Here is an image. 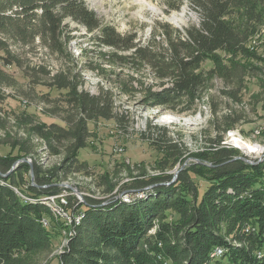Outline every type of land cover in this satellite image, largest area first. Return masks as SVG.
Returning <instances> with one entry per match:
<instances>
[{"label": "trees", "instance_id": "16d2710c", "mask_svg": "<svg viewBox=\"0 0 264 264\" xmlns=\"http://www.w3.org/2000/svg\"><path fill=\"white\" fill-rule=\"evenodd\" d=\"M193 1L200 9L199 24L179 30L169 23H156L143 44L136 34H120L102 25L82 0H0V51L4 53L0 56V90L14 82L4 68L16 66L32 86L67 91L62 118L66 127L41 124L35 116L27 115L24 120L16 116L27 126L26 137L0 142L29 157L37 136L52 155L62 156L52 172L34 165L36 185L26 178L31 172L29 164L20 163L11 172L18 160L0 157V264H33L30 257L49 254L53 240L62 237L65 222L53 217L42 196L59 193L57 186H51L53 180L87 170L78 153L91 138L89 123L118 121L128 113H117L115 97L140 95L142 106L186 113L197 106L212 81L220 79L226 85L222 94L241 101L246 76L252 71L244 60L260 61L249 42L264 27V0ZM67 19L83 25L95 44L111 49L101 54L112 70L98 66L91 71L106 81L113 72L117 94L106 85L99 86L97 95L83 90V77L70 68L30 64L27 55L37 51L36 40L48 55L66 53L74 37ZM10 42L22 47L23 53L13 52ZM207 63H212L211 69L204 67ZM144 69L153 76L151 84L137 78ZM4 98L0 93V102ZM223 121L224 133L236 123L228 115ZM223 142L219 136L211 141L207 153H201L213 168L212 176H206L210 185L202 197L191 178L192 168L183 170L170 185V176L140 181L141 188L156 186L144 200H117L102 206L103 201L85 198L83 222L63 253L56 256L58 264H264V163L252 166L236 161L238 153ZM153 146L166 152V166L185 156L176 144L167 147L158 139ZM170 148L175 154L169 155ZM166 180L169 183L162 184ZM114 189L110 185L107 192ZM230 189L235 195L228 194ZM171 212L177 218L170 222ZM44 221L50 225L44 227ZM155 226L156 233L149 234ZM219 248L226 253L212 257Z\"/></svg>", "mask_w": 264, "mask_h": 264}, {"label": "rangeland", "instance_id": "374dc122", "mask_svg": "<svg viewBox=\"0 0 264 264\" xmlns=\"http://www.w3.org/2000/svg\"><path fill=\"white\" fill-rule=\"evenodd\" d=\"M82 1L88 10L96 14L102 25L111 26L120 34H136L137 39L143 44L151 37V29L155 27L156 23H169L173 28L182 30L189 25L199 24L202 19L200 9L193 0H144V3L138 0ZM66 23L69 26L68 30L72 31V36H74L66 53L59 56L48 55L44 46L40 44L39 40H36L37 51L35 54L27 55L30 64L46 63L54 70L62 67L70 68L83 77L85 82L81 87L83 90L97 95L99 86L106 85L117 94L118 91L113 83L116 81V76L113 72L106 81L100 78L96 72L91 71V68H98V66L112 70L109 65H105V60L102 57V54H108L111 49L101 48L90 40L91 35L78 22L67 19ZM263 29L264 27L261 28V31ZM258 40L256 36H253L249 46L261 45L262 43ZM10 46L13 52L23 53L22 47L11 42ZM258 49L261 52L254 53L259 57V62L244 60V63L252 68V71L246 76L240 102L222 94L226 85L220 79H214L211 83L212 87L202 95L197 106L186 113L142 106L139 103L140 95L131 98L127 96L115 97L117 113L121 114L125 110H128V113L123 117L120 116L118 121H105L104 119L96 123H89V130L92 132L91 138L87 147L78 153L79 162L86 165L87 170L74 171L67 177L60 176L53 180L51 186H57L56 191L62 193L67 188L65 189L61 185L67 184L78 188L84 198L101 200L109 194L107 189L110 185H115V187L119 185L120 192H123L141 188L140 181L146 182L150 178H160L161 176L172 177L173 180L170 183L167 180L162 181V184L169 183L167 185H170L178 180L179 175L183 172L181 169L185 166L184 170L195 169V173H191V178L197 186L198 195L202 197L210 185L206 176H212L213 168L210 166V162L204 159L206 156L201 153H207L211 141L216 140L219 136H222L223 144L227 149H234L238 153L236 161L245 162L243 159H246L251 164L245 163L252 166L264 163V86L262 84L264 48L258 47ZM3 55L4 53L0 51V56ZM204 67L211 69L212 63H207ZM4 69L12 76L14 82L9 86L1 87L0 90V93L5 97L0 102V118L2 119L0 142L26 137L27 126L23 125V122L20 124L16 116L22 117V120L27 115L35 116L36 121L41 124H57L63 128L66 127L62 118L66 116V113L63 112L65 108L63 100L66 98L67 91L50 89L45 85L34 84L32 86L16 66ZM125 74H128V71L125 70ZM137 78L146 84H151L153 76L149 74L148 69H144ZM109 82L112 83L111 86ZM227 115L231 116V122L236 123L234 128L224 133L227 126H225L223 118ZM234 137L244 139L254 147L261 149V153L249 154L236 148L237 146L232 140ZM158 139L159 143L167 147L176 144L183 150L185 156L178 163L173 164L170 161L166 166L164 163L166 162V152H160L153 146L154 140ZM32 145L34 153L28 157L20 153L19 149L0 143V157L15 158L18 161L29 160L33 168L34 165L39 166L44 172H52L60 164L62 156L52 155L43 139L34 136ZM175 151L174 148L168 149L169 155L175 154ZM26 178L32 183L30 175L26 174ZM126 181L128 183L124 184ZM158 183L161 184V182ZM44 188H49V186ZM228 194L235 195L232 189L228 191ZM146 198L147 193L141 192L136 195L135 199L124 197L119 201L131 203L136 199L144 200ZM71 201L74 203L73 198ZM78 208L80 209L79 206ZM81 210H83L81 214L85 215L86 207H82ZM176 218V213L171 212L167 221L171 222ZM49 222L47 221L44 226H49ZM72 226L74 228L75 225L65 224L62 237H56L55 241L53 240V248L49 254L35 255L30 257L29 261L33 264H58L56 256H59L62 247L69 243L68 240L66 242L65 232H69ZM156 226L149 234L156 233ZM233 243L237 245L235 242Z\"/></svg>", "mask_w": 264, "mask_h": 264}, {"label": "bare ground", "instance_id": "6f19581e", "mask_svg": "<svg viewBox=\"0 0 264 264\" xmlns=\"http://www.w3.org/2000/svg\"><path fill=\"white\" fill-rule=\"evenodd\" d=\"M138 1L141 2V3H144V0H138ZM254 36H256V38L259 39L258 41L261 42L262 44L261 45H257V46H249V47L253 51L255 50V51H257L259 53L261 51H260V49H258V47L264 48V29L262 31L260 29ZM232 140L235 143V145L237 146L236 148L244 150L246 153H249V154L255 153V155L261 153L260 152L261 149H258L257 147H254L252 144L246 142L244 139H240V138L234 137ZM44 204L46 205V207H48L50 209V211L53 214V217H55V218H57L59 220H62L63 222H65L66 225H69V224H67V220H65V218H64V214H62V212L56 206H54V203H51V201H50V199L48 197L44 198ZM83 218H84V214H80L79 213V216H78V219L76 221V224H75L74 228L72 226V228H70L69 232H65L66 242H67V240L69 241L70 238H72V237H74L76 235L77 228L81 225V222H82ZM46 222L47 221H44V225L47 224ZM219 252H222V254L226 253L224 249L219 248V249H217V251L214 253V255L212 257H217V254Z\"/></svg>", "mask_w": 264, "mask_h": 264}, {"label": "built area", "instance_id": "2783aa9c", "mask_svg": "<svg viewBox=\"0 0 264 264\" xmlns=\"http://www.w3.org/2000/svg\"><path fill=\"white\" fill-rule=\"evenodd\" d=\"M118 151H122V150H118ZM17 189V188H16ZM18 190V189H17ZM141 192H138L136 194H132V193H126V194H117V199L121 200V198L124 197H132L135 198L136 195L140 194ZM42 197H48L51 201V203H54V206H56L61 212L62 214H64V218L65 220H67V224H76V221L78 219L79 213L81 214V212L83 210H81V206H82V198H80L79 196H75L73 193H71L70 191H63L62 193H58L55 195H46V196H42ZM74 199V203L71 201V199ZM81 205V206H80ZM78 206L80 207V209L78 208ZM222 252H219L217 254V257L222 256Z\"/></svg>", "mask_w": 264, "mask_h": 264}, {"label": "water", "instance_id": "95a60500", "mask_svg": "<svg viewBox=\"0 0 264 264\" xmlns=\"http://www.w3.org/2000/svg\"><path fill=\"white\" fill-rule=\"evenodd\" d=\"M245 162H247V163H250V161H248V160H246V159H243ZM28 163L30 166H31V172H30V176H31V181H32V184L33 185H35V183H34V172H33V166H32V164H31V162L29 161V160H21V161H18V162H15V164H14V166H13V168H12V170H11V172L12 171H14L17 167H18V165L20 164V163ZM251 164V163H250ZM184 167L185 166H183V168L181 169V171L182 170H184ZM8 176V174H6V175H4V177H7ZM176 178V177H175ZM175 180V179H174ZM125 183H128L127 181L126 182H124V184ZM119 186V185H118ZM118 186H116L115 187V189L111 192V193H109L107 196H106V198H104V199H101L100 201H103V204H102V206H106V205H108V204H110L111 202H113V201H117L118 199H117V194H121V195H123V194H126V193H132V194H136V193H138V192H148L149 190H153L156 186H148V187H144V188H141V189H134V190H127V191H121L120 192V188L118 187ZM61 187H64L65 189L67 188V190H69V191H71V193H73L75 196H79L80 198H82V200L81 201H83L82 203L84 204V205H86V201H84L85 200V198L83 197V194L78 190V188H76V187H72V186H70V185H67V184H63V185H61ZM68 245V244H67ZM67 245H65V246H63L62 247V252L60 253V254H62L63 253V251L65 250V248L67 247Z\"/></svg>", "mask_w": 264, "mask_h": 264}]
</instances>
